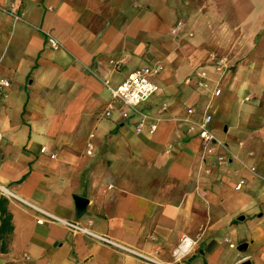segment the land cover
<instances>
[{
  "label": "crops",
  "instance_id": "crops-1",
  "mask_svg": "<svg viewBox=\"0 0 264 264\" xmlns=\"http://www.w3.org/2000/svg\"><path fill=\"white\" fill-rule=\"evenodd\" d=\"M254 4L234 21L198 0H0V199L13 225L0 264H140L38 223L28 204L163 261L188 236L196 243L180 264H264V8ZM210 53L230 69L208 66V89L186 84ZM152 65L159 91L140 110L168 109L153 134L136 133L105 82ZM189 106L212 116L222 165L216 155L202 164L201 141L174 120Z\"/></svg>",
  "mask_w": 264,
  "mask_h": 264
},
{
  "label": "built area",
  "instance_id": "built-area-1",
  "mask_svg": "<svg viewBox=\"0 0 264 264\" xmlns=\"http://www.w3.org/2000/svg\"><path fill=\"white\" fill-rule=\"evenodd\" d=\"M182 25L183 24L181 22H177L173 32L176 33L182 27ZM47 42L48 45L53 49L58 47V42L52 36H48ZM208 66H211L216 72L224 73L231 67L230 57L227 55L217 56L215 53H210L206 64L201 65L193 72L191 76L186 78L185 83L190 84L192 81H194L197 88L208 89L210 87V77L207 70ZM161 70V65L141 66L131 71L116 87H110L108 86V82H105L108 89L110 90L113 102H118L126 108L121 111V117L124 120H129L135 117L136 133H142L146 129L149 134H153L157 129L158 123L164 120L163 114L168 109V105L166 103H163L154 114L140 110V105L159 91V87L153 81H151L150 77L154 74L160 73ZM8 85L9 82L7 80L0 79V87H6ZM220 93V87L218 85L214 86L213 95L219 96ZM248 100H250V97H245V101ZM112 108L113 106L110 104L104 111L100 113V116L109 117L111 114L110 110ZM194 112V108L189 106L186 108V115L174 120L186 125L185 132L188 135L199 138L202 144V154L200 161L202 164H204L210 156L216 155L218 148L224 149L225 144L221 142L211 130L212 116L207 112H203L198 118L195 119L192 117ZM2 140L3 134L0 132V143ZM170 148L171 146H169V149ZM44 151L45 148L42 147L40 152L43 153ZM88 153L90 154L89 150ZM51 157L54 158L55 155L52 154ZM226 160L227 157L224 154L216 155V162L218 165H222L226 162ZM248 169L251 172H254L253 167H248ZM244 183L245 180L241 178L235 184L234 188L239 190L243 187ZM28 205L40 213L41 218L37 220L38 223H44L46 220L61 224L72 233L83 234L91 240L101 242L123 253L134 256L139 260L140 264H180V258L188 254L190 252L191 246L196 243V240H192L188 236H183L177 247L173 250L172 254L175 260L173 262L163 261L150 254L141 252L133 247L117 242L106 234L97 233L91 230L88 227L91 221H88V225H83L79 222L55 216L31 204Z\"/></svg>",
  "mask_w": 264,
  "mask_h": 264
},
{
  "label": "rangeland",
  "instance_id": "rangeland-1",
  "mask_svg": "<svg viewBox=\"0 0 264 264\" xmlns=\"http://www.w3.org/2000/svg\"><path fill=\"white\" fill-rule=\"evenodd\" d=\"M204 5V11L215 18L224 16V19L234 21H244L249 16L257 12L254 0H198ZM260 8H264V0H260ZM258 9V10H259Z\"/></svg>",
  "mask_w": 264,
  "mask_h": 264
},
{
  "label": "trees",
  "instance_id": "trees-1",
  "mask_svg": "<svg viewBox=\"0 0 264 264\" xmlns=\"http://www.w3.org/2000/svg\"><path fill=\"white\" fill-rule=\"evenodd\" d=\"M12 216L6 208V200L4 197L0 199V239H1V251L6 250V242L8 236L12 233Z\"/></svg>",
  "mask_w": 264,
  "mask_h": 264
}]
</instances>
